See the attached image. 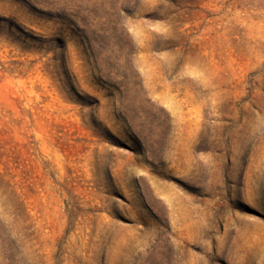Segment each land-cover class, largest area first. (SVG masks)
<instances>
[{
	"label": "rangeland",
	"instance_id": "rangeland-1",
	"mask_svg": "<svg viewBox=\"0 0 264 264\" xmlns=\"http://www.w3.org/2000/svg\"><path fill=\"white\" fill-rule=\"evenodd\" d=\"M0 264H264V0H0Z\"/></svg>",
	"mask_w": 264,
	"mask_h": 264
}]
</instances>
